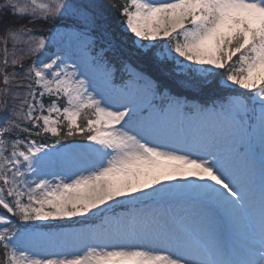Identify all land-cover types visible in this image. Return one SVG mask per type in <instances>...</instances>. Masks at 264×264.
Masks as SVG:
<instances>
[{
	"label": "snow or ice",
	"instance_id": "1",
	"mask_svg": "<svg viewBox=\"0 0 264 264\" xmlns=\"http://www.w3.org/2000/svg\"><path fill=\"white\" fill-rule=\"evenodd\" d=\"M0 264H264V0H0Z\"/></svg>",
	"mask_w": 264,
	"mask_h": 264
},
{
	"label": "trees",
	"instance_id": "2",
	"mask_svg": "<svg viewBox=\"0 0 264 264\" xmlns=\"http://www.w3.org/2000/svg\"><path fill=\"white\" fill-rule=\"evenodd\" d=\"M112 2L118 3V4H123L124 0H112ZM114 16H115V19L118 21V19H119L118 15L114 14ZM117 28H118V25H117ZM76 141H82V139L77 138ZM69 142H73V141H67L66 143H69Z\"/></svg>",
	"mask_w": 264,
	"mask_h": 264
},
{
	"label": "rangeland",
	"instance_id": "3",
	"mask_svg": "<svg viewBox=\"0 0 264 264\" xmlns=\"http://www.w3.org/2000/svg\"><path fill=\"white\" fill-rule=\"evenodd\" d=\"M75 142H77V143H83V141H75ZM71 143H73V142H70L69 144H71ZM73 227H75V225H73Z\"/></svg>",
	"mask_w": 264,
	"mask_h": 264
}]
</instances>
